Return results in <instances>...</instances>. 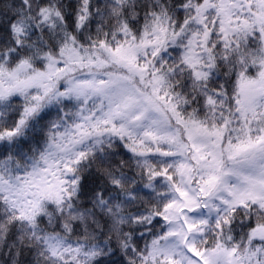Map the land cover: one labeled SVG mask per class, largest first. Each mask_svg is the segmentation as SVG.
<instances>
[{
	"label": "snow or ice",
	"instance_id": "1",
	"mask_svg": "<svg viewBox=\"0 0 264 264\" xmlns=\"http://www.w3.org/2000/svg\"><path fill=\"white\" fill-rule=\"evenodd\" d=\"M0 264H264V0H0Z\"/></svg>",
	"mask_w": 264,
	"mask_h": 264
}]
</instances>
